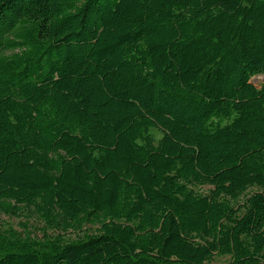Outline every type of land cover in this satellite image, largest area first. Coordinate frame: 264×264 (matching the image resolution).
<instances>
[{"label":"trees","instance_id":"trees-1","mask_svg":"<svg viewBox=\"0 0 264 264\" xmlns=\"http://www.w3.org/2000/svg\"><path fill=\"white\" fill-rule=\"evenodd\" d=\"M0 214V264H264V0H0Z\"/></svg>","mask_w":264,"mask_h":264},{"label":"rangeland","instance_id":"rangeland-1","mask_svg":"<svg viewBox=\"0 0 264 264\" xmlns=\"http://www.w3.org/2000/svg\"><path fill=\"white\" fill-rule=\"evenodd\" d=\"M261 80H262V76H255L252 78V82L256 85L259 84ZM152 133L154 134L155 137H159V133H157L156 131H152ZM254 191H255V188H250L247 191V194H250ZM244 199H245V196L240 197V199L238 200V204H242ZM22 223H27L28 225L27 230H30L33 233V235L41 236L42 224L34 217L14 218V217H8L3 214H0V228L6 229L10 227L16 231H21ZM89 227L90 226L85 227L87 229L86 231H89ZM67 235H69L68 237L70 238H76L77 234L70 233ZM228 261H229V256H215L208 264H227Z\"/></svg>","mask_w":264,"mask_h":264}]
</instances>
